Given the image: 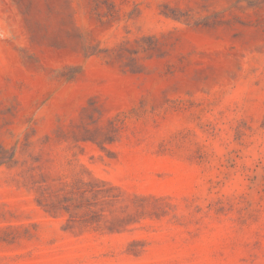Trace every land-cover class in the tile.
I'll use <instances>...</instances> for the list:
<instances>
[{"label":"rangeland","instance_id":"rangeland-1","mask_svg":"<svg viewBox=\"0 0 264 264\" xmlns=\"http://www.w3.org/2000/svg\"><path fill=\"white\" fill-rule=\"evenodd\" d=\"M0 264H264V0H0Z\"/></svg>","mask_w":264,"mask_h":264}]
</instances>
